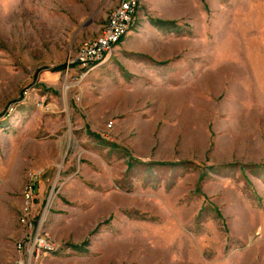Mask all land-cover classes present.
<instances>
[{
    "label": "rangeland",
    "instance_id": "obj_1",
    "mask_svg": "<svg viewBox=\"0 0 264 264\" xmlns=\"http://www.w3.org/2000/svg\"><path fill=\"white\" fill-rule=\"evenodd\" d=\"M120 1L0 0V264H264V0H139L82 74Z\"/></svg>",
    "mask_w": 264,
    "mask_h": 264
},
{
    "label": "built area",
    "instance_id": "obj_2",
    "mask_svg": "<svg viewBox=\"0 0 264 264\" xmlns=\"http://www.w3.org/2000/svg\"><path fill=\"white\" fill-rule=\"evenodd\" d=\"M139 0H121L120 3L111 11L104 30L97 36L88 38L79 47L76 57L71 63L81 70L82 74L86 75L95 67L103 63L106 58L112 53L115 47L128 34L137 9L139 7ZM32 186L25 192V204L21 222L24 223L30 233H28L24 240L19 242L20 250L26 249L31 256L40 253L44 254L47 251L55 248V243L50 239L48 234L39 231L34 232L33 198ZM24 258H19L15 264H25Z\"/></svg>",
    "mask_w": 264,
    "mask_h": 264
},
{
    "label": "bare ground",
    "instance_id": "obj_3",
    "mask_svg": "<svg viewBox=\"0 0 264 264\" xmlns=\"http://www.w3.org/2000/svg\"><path fill=\"white\" fill-rule=\"evenodd\" d=\"M97 36V35H96Z\"/></svg>",
    "mask_w": 264,
    "mask_h": 264
}]
</instances>
